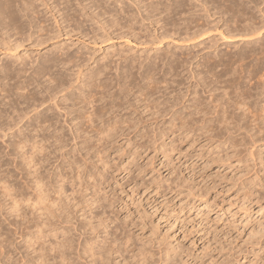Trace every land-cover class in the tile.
I'll return each instance as SVG.
<instances>
[{"label":"rangeland","instance_id":"rangeland-1","mask_svg":"<svg viewBox=\"0 0 264 264\" xmlns=\"http://www.w3.org/2000/svg\"><path fill=\"white\" fill-rule=\"evenodd\" d=\"M100 1L107 10H115L117 18H121V25L126 24L121 31L116 30V27L111 29L107 22L105 28L108 33L104 34V38H95L93 28L96 25L83 21L78 15L75 19L82 25L80 31L65 33L66 22L58 30L51 14L36 0L33 2L36 12L33 16L30 14V18H33V25L36 22L38 25L42 24L46 31H51V36H44L50 38L41 45L35 42V38L27 39L14 51H8L0 44V64H10L9 67L22 69L20 74L22 72L25 76L42 65L49 50L59 58L67 55L69 59H74L66 61L67 64L62 68L58 64V67L54 65L49 70L51 76L54 72V76L57 72L55 77L60 76V73L66 74L64 80L70 79L68 84L72 81V86L69 84L67 90L56 94V101L52 99L55 102L47 100L26 116L24 114L22 118L15 119L14 124L8 117L0 118L2 122H11L14 127L11 130H0V264H37L35 261L38 262L39 259L44 260L41 261L43 264H60L55 262L58 258L52 262L49 248L62 238L61 230L55 225L54 231L46 227L44 231L48 234L43 232V238L32 243L29 223L31 224V217H37L39 213L33 211L29 201L23 198L30 189V168L27 163L30 147L40 146L45 150L39 151L38 156L41 158L43 155L41 160H44L47 170L53 169L54 159L66 151L71 154H66L68 159L72 156L71 160L75 159L77 163L68 167L67 162H60L54 172L64 169L66 172H73L71 170L76 164L77 169H83L85 186H82L85 189L80 187L83 194H75L78 204L75 203L76 207H73L76 219L79 220L78 225L81 224L86 229L83 236L86 234L91 238L97 232L94 238L100 242L106 234L111 237L119 233V230L113 232L112 223L126 227L125 232L130 236L129 247L122 252L123 259L114 254L110 256L111 260L113 258L120 264H124L125 260L130 264H161L160 260L167 254L164 259L168 263L165 264H264V0H123V3L120 2L121 8V4H118L120 0L115 5L111 2L116 0ZM149 1H158L161 5H157L159 10L170 3L174 10L167 12L168 16L166 12L160 14L157 10L153 12L152 19L141 20L137 14L136 19L133 15L128 16L132 12L136 13L138 6L141 15L145 17L146 13L142 11ZM74 2H69L73 6L71 8L77 7ZM84 2L83 4H87L88 1ZM175 3L178 7L174 6ZM183 7L187 9L184 10ZM98 9L94 12L99 11ZM70 10L69 14L72 13ZM104 18L108 20L109 17L104 15ZM170 18L176 23L175 26H171L168 21ZM58 20H61L59 16ZM155 20L157 22L153 24ZM69 24L73 27L71 22ZM123 31L126 36L122 37L119 33L123 34ZM194 31L197 32L193 33ZM8 32L13 39L17 36L14 35V30L10 29ZM62 51L65 55H61ZM228 56L229 59H226ZM31 62L32 65H29ZM76 64L82 71L78 79L73 73L77 68ZM143 68L151 69L148 74L150 77H145L147 79L139 76ZM97 72H101L98 74L101 76L94 75ZM125 72L133 75L126 78L128 82L125 83L126 86H122L125 88L123 92L117 83L119 75L123 76ZM47 73L43 75V79L42 76L39 78V82H42L40 86L43 84L41 88L33 83L25 91L12 88L11 96H7L4 91L0 92V108L7 106H4V100L8 102L14 99L16 103L20 102L17 107L22 108L25 103L23 96L17 97L19 93L40 95V90L53 86L55 82L51 81ZM6 79L1 83L7 82ZM14 80L8 81V84H12ZM95 80L98 82L94 83ZM97 84L104 89L100 90ZM89 85H92V89ZM16 91L18 94H15ZM82 91L91 95L89 100L92 98L96 102L94 106L104 103L106 106H116L105 113L102 120L86 119V115L76 118L74 123L78 122V131L74 137L65 128L66 116L63 117V110L61 112V107L56 105L64 100L62 96L65 93L68 95L64 105L73 101L77 103L76 100L80 99L77 97L84 94ZM104 91H107L106 94ZM121 91L123 93H119ZM96 93L101 98L97 99ZM116 94L119 98H115ZM68 98L71 100H67ZM49 104L52 111L47 112L44 109ZM80 106L78 103L75 108L82 110ZM87 109L90 111L92 107ZM216 109L220 112H214ZM36 111L47 116L52 113L56 117L53 121L58 119L63 131L50 128L42 134L41 131L36 133L31 125L37 120L30 119ZM111 124L113 128L108 130ZM37 129L39 130L38 127ZM56 134L58 135L55 136ZM34 141L37 142L33 143ZM74 147L79 148L77 153ZM47 155L49 158L45 160ZM65 183L69 195L71 191L67 187L70 188V183ZM12 198H19L16 205L12 204ZM77 200L83 202L79 203ZM50 207L53 215H56V211L59 213V210L54 211L55 208ZM40 218L41 216L38 219ZM112 219L115 222H111ZM102 221H106L108 227L104 228L106 223ZM88 226L90 230L85 228ZM110 232L114 234L111 235ZM40 242L43 245L41 247ZM46 249L48 251L43 252ZM142 251L145 261L148 259L145 263L141 257ZM40 260L38 264H42Z\"/></svg>","mask_w":264,"mask_h":264},{"label":"bare ground","instance_id":"bare-ground-1","mask_svg":"<svg viewBox=\"0 0 264 264\" xmlns=\"http://www.w3.org/2000/svg\"><path fill=\"white\" fill-rule=\"evenodd\" d=\"M34 1H36V0H0V44L1 45H3L4 47H5V49L6 50H8V51H14L16 48H18L25 40L26 41H28L27 39H30V38H35L34 40H35V42L38 44V45H41V44H43L45 41H47L50 37H46V38H44V36H46V34L47 35H50L51 36V34H50V32L49 31H46V28H44L43 26H41V25H38V23H36L35 22V25H33V23H32V21H33V18L31 19L30 18V14L33 16V15H35V14H33V13H35L36 11L34 10V9H36L35 7H34ZM37 1H39V5H41V6H44L45 7V9L48 11H46L47 13H49V14H51L50 16L53 18V20H54V24L56 25V26H58V30H60V29H62V27H60L61 26V24L63 25L65 22H66V25H64V30H65V33H68V32H72V31H80V28H81V24H80V21H77V19H75L76 17H78V15L80 16V17H82L83 18V21H90L92 24H95L96 26L93 28V31H95L94 32V37L96 38V37H105V33L107 32L106 31V28H105V24L108 22V26L111 28V27H116V28H113V29H116V30H119V31H121V28L123 29V26H125V25H121L120 24V22L121 21H119V19H121V18H117V16H116V14H115V10H114V12H112L111 10H107L106 9V7H103V5L104 4H101V2L102 1H100V0H73V2L75 3V6H77L76 8H71V6H72V4H70L69 2H71L72 3V0H37ZM49 1H51V2H49ZM84 1H88L87 2V4H83V3H85ZM100 1V2H99ZM110 1V0H109ZM119 1V0H118ZM131 0H129V2H130ZM138 1V0H137ZM145 1V0H144ZM181 1V0H180ZM105 2V1H104ZM123 3V0L121 1H119L118 2V4L120 5L121 3ZM143 2V1H142ZM170 2V1H169ZM185 2V1H184ZM183 2V3H184ZM187 2H189L188 0H187ZM195 2V1H194ZM251 2V1H250ZM111 3H117V0L116 1H114V2H111ZM133 3V2H132ZM145 3H147V2H145ZM166 3V2H165ZM240 3V2H239ZM34 4V5H33ZM63 4V5H62ZM117 4V5H118ZM137 4V3H136ZM159 4V2L158 1H149L147 4H145L146 5V8H144L145 10L144 11H142V12H145L146 14H144V16L145 17H143L141 14V11L138 9V6H136L135 4V6L137 7L135 10H136V13H134L133 14V12H132V14H128L127 12V14H128V16H131V17H133V16H135V14H137L138 15V18H141V20H144V19H152L151 17H153L154 16V14H153V12L155 13V11H157L158 10V13H160V12H162V13H164V12H166V14H167V12L168 13H171L174 9L172 8L173 7V5H170V3H169V5H167L166 6V4H165V7H160V8H162V10H159V8L157 7V5ZM178 4V3H177ZM60 5H62V7L60 8L59 6ZM115 5V4H114ZM131 5V4H130ZM144 5V6H145ZM160 5V4H159ZM184 5V4H183ZM237 5V4H236ZM242 5V4H241ZM37 6V5H36ZM74 6V7H75ZM111 6V5H110ZM113 6V5H112ZM125 6H127V5H125ZM161 6V5H160ZM174 6H176V3H175V5ZM182 6V5H181ZM198 6V5H197ZM243 6V5H242ZM40 7V6H39ZM39 7H37L38 9H39ZM73 7V6H72ZM116 7V6H115ZM122 7V4H121V6H120V8ZM176 7H178V5L176 6ZM175 7V8H176ZM236 7V6H235ZM244 7V6H243ZM94 8V9H93ZM99 8V9H98ZM125 8H127V7H125ZM142 8V7H141ZM140 8V9H141ZM184 8V7H183ZM186 9H187V7H185ZM185 8H184V10H185ZM232 8V7H231ZM37 9V10H38ZM69 9H71L72 10V13L71 14H69L68 13V10ZM95 9H98L99 11H97V12H94V10ZM123 9V8H122ZM173 9V10H172ZM177 9V8H176ZM180 9V8H179ZM242 9V8H241ZM44 10V9H43ZM54 10H56V12H54ZM70 10V11H71ZM90 10V11H89ZM117 10V9H116ZM120 10V9H119ZM142 10V9H141ZM189 10V9H188ZM196 10V9H195ZM261 10V9H260ZM125 11V10H124ZM176 11V10H175ZM235 11V10H234ZM249 11V10H248ZM177 12H178V10H177ZM180 12V11H179ZM190 12V11H189ZM193 12V11H192ZM235 12H238V11H235ZM43 13V12H42ZM46 13V14H47ZM118 13V12H117ZM158 13H156V14H158ZM175 13V12H174ZM259 13H261V12H259ZM56 14H57V16H56ZM77 14V15H76ZM122 14H123V11H122ZM126 14V15H127ZM161 14V13H160ZM165 14V13H164ZM173 14V13H172ZM182 14V13H181ZM104 15H107V17H109L108 18V20H104L105 18H104ZM121 15V14H120ZM125 15V16H126ZM133 15V16H132ZM183 15V14H182ZM237 15V14H236ZM240 15V14H239ZM243 15V14H242ZM245 15V14H244ZM58 16L60 17V19L61 20H58ZM166 16V15H165ZM167 16H168V14H167ZM172 16V15H171ZM175 16V15H174ZM179 16V15H178ZM181 16V15H180ZM186 16V15H185ZM238 16V15H237ZM120 17V16H119ZM170 17V16H169ZM176 17V16H175ZM38 18V17H37ZM133 18H135L136 19V16L135 17H133ZM165 18V17H164ZM168 18V17H167ZM166 18V19H167ZM234 18H235V16H234ZM250 18V17H249ZM107 19V18H106ZM122 19H123V17H122ZM169 19V18H168ZM171 20H168L170 23H171V26H175L176 25V23L174 22V20H172V18H170ZM176 19V18H175ZM185 19V18H184ZM242 19V18H241ZM262 19V18H261ZM157 20V19H156ZM153 21L154 23L153 24H155L157 21ZM186 20V19H185ZM190 19H188V21H189ZM243 20H245V18L243 19ZM45 21V20H44ZM82 21V22H83ZM161 21V20H160ZM159 21V22H160ZM163 21H164V19H163ZM167 21V22H168ZM177 21H179V20H177ZM187 21V20H186ZM194 21V20H193ZM248 21V20H247ZM34 22V21H33ZM67 22H68V24H67ZM72 23L73 24V27L71 26V24H69V23ZM122 22H124V19H123V21ZM151 23H152V21H150ZM167 22H165V25H167ZM246 22V21H245ZM263 22V21H262ZM42 23V22H41ZM162 23V22H161ZM169 23V24H170ZM181 23V22H180ZM241 23V22H240ZM242 23H244V22H242ZM249 23V22H248ZM251 23V22H250ZM255 23V22H254ZM256 23H258V22H256ZM158 24V23H157ZM164 24V23H163ZM168 24V25H169ZM186 24V23H185ZM188 24V23H187ZM198 24V23H197ZM246 24V23H245ZM261 24V23H260ZM107 25V24H106ZM129 25V24H128ZM248 25H250V24H248ZM255 25H257V24H255ZM179 26H180V24H179ZM184 26V25H183ZM188 26V25H187ZM240 27H242V26H240ZM257 27V26H256ZM260 27V26H259ZM49 28V27H48ZM47 28V29H48ZM68 28V29H67ZM70 28V29H69ZM174 27H172V29H173ZM176 28V27H175ZM185 28V27H184ZM253 28V27H252ZM7 29V30H6ZM14 30V32H15V34H14V32H13V34L14 35H17L14 39L12 38V35L8 32L9 30ZM92 29V28H91ZM112 29V28H111ZM171 29V28H170ZM171 29V30H172ZM187 29V28H186ZM190 29V28H189ZM250 29V28H249ZM249 29H248V31H249ZM181 30V29H180ZM194 30V29H193ZM197 30V29H196ZM252 30V29H251ZM44 31V33H42ZM99 31H101L102 33H100ZM115 31V30H114ZM113 31V32H114ZM173 31V30H172ZM181 31H183V29L181 30ZM185 31V30H184ZM243 31H245V30H243ZM247 31V30H246ZM254 31V30H253ZM252 31V32H253ZM41 32V33H40ZM59 32V31H58ZM90 32V31H89ZM99 32V33H98ZM112 32V33H113ZM118 32V31H117ZM132 32V31H131ZM169 32V31H168ZM180 32V31H179ZM187 32V31H186ZM197 31H194L193 33H196ZM35 33H36V35H35ZM82 33V32H81ZM108 33V32H107ZM111 33V34H112ZM116 33V32H115ZM134 33V32H133ZM139 33V32H138ZM165 33V32H164ZM167 33V32H166ZM170 33V32H169ZM173 33H175V29H174V32ZM176 33H177V31H176ZM189 33V32H188ZM250 32H248V34H249ZM253 33H255V32H253ZM129 34V33H128ZM131 34V33H130ZM171 34V33H170ZM185 34V33H184ZM187 34V33H186ZM110 35V34H109ZM119 35H122V37L123 36H126V34H124V31H123V34L122 33H119ZM134 35V34H133ZM167 35V34H166ZM245 35V34H244ZM113 36H115V35H113ZM136 37V36H135ZM149 37H150V35H149ZM152 37V36H151ZM160 37V36H159ZM162 37V36H161ZM102 38V39H103ZM101 39V38H100ZM101 39V40H102ZM126 39V38H125ZM128 39V38H127ZM160 40L162 39V38H159ZM33 40V41H34ZM153 40V39H152ZM160 40H159V42H160ZM126 41V40H125ZM135 41V40H134ZM177 41V40H176ZM167 43V42H166ZM36 44V45H37ZM0 45V46H1ZM3 46H2V48H3ZM1 48V49H2ZM64 48V47H63ZM260 49V48H259ZM68 50V49H67ZM66 50V51H67ZM167 50V49H166ZM254 50V49H253ZM5 51V50H4ZM55 51V50H54ZM172 51V50H171ZM174 51V50H173ZM240 51V50H239ZM252 51V50H251ZM57 52V51H56ZM58 52H59V50H58ZM63 52V54H61V55H65L64 54V51H62ZM52 53H53V51L52 50H49L48 51V53H46V58H43V63H42V65L41 66H39L38 68L36 67V69H33L32 71H31V73L29 74V76H25V75H22V72H21V74H20V70L22 71V69H19V68H12V67H9V65L10 64H0V92H2V91H4L5 93H6V95L7 96H11L12 94V92H11V90H12V88H15L14 90H18V89H22V90H24V89H26L27 87H28V85H31V84H33V83H36V86H40V84L42 83V82H39V78L42 76V79H43V75L45 76V74H46V72H48V73H51V71H49L50 70V68L51 67H54V65H55V67L57 66H59L58 64H60L61 65V68L62 67H64V65H66L67 64V62L66 61H68V62H71L72 61V59L73 58H71V59H69V57L66 55V56H62V57H64V58H59V57H57V56H55V55H52ZM66 53V52H65ZM165 53V52H164ZM259 53H261V52H259ZM69 54V53H68ZM161 54V53H160ZM45 55V54H44ZM51 55V56H50ZM211 55V54H210ZM263 55V54H262ZM69 56H70V54H69ZM173 56V55H172ZM212 56V55H211ZM242 56V55H241ZM264 56V55H263ZM72 57V56H71ZM168 57H170V56H168ZM167 57V58H168ZM204 57V56H203ZM243 57V56H242ZM179 58V57H178ZM244 58V57H243ZM15 59V58H14ZM226 59H229V56H228V58H226ZM236 59V58H235ZM261 59V58H260ZM71 60V61H70ZM74 60V59H73ZM220 60V59H219ZM231 60V59H230ZM234 60V59H233ZM237 60V59H236ZM11 61V60H10ZM14 61V60H13ZM161 61H163V60H161ZM172 61H173V58H172ZM206 61V60H205ZM232 61V60H231ZM231 61H230V63H231ZM56 62V63H55ZM174 62V61H173ZM219 62V61H218ZM221 62V61H220ZM3 63V62H2ZM79 63V62H78ZM134 63V62H133ZM69 64V63H68ZM73 64V63H72ZM71 64V65H72ZM80 64H82V63H80ZM117 64L118 63H116V67H117ZM131 64V63H130ZM169 64V63H168ZM224 64V63H223ZM226 64H227V62H226ZM226 64H224V66L226 67ZM235 64V63H234ZM233 64V65H234ZM258 64V63H257ZM13 65V64H12ZM29 65H32V62L29 64ZM77 65V64H76ZM139 66L141 65L140 64V62H139V64H138ZM149 65V64H148ZM151 65V64H150ZM149 65V66H150ZM219 65V64H218ZM260 65V64H259ZM26 66V65H25ZM70 66V65H69ZM68 66V67H69ZM73 66H75V65H73ZM72 66V67H73ZM126 66V65H125ZM130 66V65H129ZM128 66V67H129ZM139 66H137V67H139ZM210 66H212V65H210ZM214 66V65H213ZM231 66H232V64H231ZM30 67V66H29ZM32 67V66H31ZM67 67V66H66ZM67 67V68H68ZM81 67V66H80ZM106 67V66H105ZM118 67H119V65H118ZM117 67V68H118ZM123 67V66H122ZM208 67V66H207ZM230 67V66H229ZM260 67H261V65H260ZM10 68H12V69H10ZM66 68V69H67ZM95 68V67H94ZM121 68V67H120ZM140 68V67H139ZM169 68V67H168ZM233 68H235V67H233ZM232 68V69H233ZM68 69H70V67L68 68ZM72 69V68H71ZM74 69V68H73ZM102 69V68H101ZM144 69V68H143ZM155 69V68H154ZM153 69V70H154ZM173 69V68H172ZM171 69V70H172ZM231 69V68H230ZM242 69V68H241ZM121 70V69H120ZM127 70H128V68H127ZM132 70V69H131ZM130 70V71H131ZM140 70V69H139ZM150 68H145L143 71H142V73L141 72H139V76L140 77H142V78H145L146 76L147 77H150V75H148V74H150ZM228 70V69H227ZM24 71V70H23ZM58 71V70H57ZM61 71V70H60ZM123 71H126L125 69L123 70ZM138 71V70H137ZM158 71H159V69H158ZM174 71V70H173ZM207 71H209V70H207ZM212 71V70H211ZM231 71V70H230ZM233 71H234V69H233ZM25 72H26V70H25ZM82 71L80 70V68H79V65H77V68H76V70H74V72L73 73H75L76 74V79H78L79 78V76H81V73ZM87 72V71H86ZM89 72V71H88ZM93 72V71H92ZM92 72H91V74H92ZM133 72V71H132ZM169 72V71H168ZM217 72V71H216ZM220 72H222V71H220ZM228 72V71H227ZM234 72H236V71H234ZM47 73V75H50V79H51V81L53 80V82H55V83H53V86H51V87H43L42 89H43V91L42 90H40V92H39V94L40 95H38V93H37V95H35L34 93H26V94H24V93H17V91H16V93L15 94H18L17 95V97H22L23 96V98H24V107H22V108H19V103L20 102H18V103H16L14 100L13 101H11V100H9L8 102H6V100H4L5 98H4V96H3V100L5 101V103H3L4 104V106H6V107H4V108H0V118H4V117H8L10 120H12L11 122L14 124L15 122H13V121H15V119H20V118H22L21 116H23L24 114H25V116H26V114H28V113H30L31 112V110L33 111V110H35V109H37L38 108V106H41V105H43V104H45V102H47V100H52V99H54V98H56V94L57 93H61V92H63V91H65V90H67V88H68V86H70L71 84V82L68 84L67 82L70 80H64L65 79V75H63V74H61L60 73V76H58V77H55L56 75H57V72H56V75L54 76V74H55V72H54V74H53V76H51L52 75V73L51 74H48ZM101 73V72H100ZM99 72H97L96 74H94V75H98V74H100ZM115 73V72H114ZM121 73V72H120ZM153 73V72H152ZM151 73V74H152ZM212 74H213V72H211ZM224 73V72H223ZM253 73V72H252ZM18 74H20V75H18ZM84 74V73H83ZM91 74H90V76H91ZM122 74V73H121ZM153 74H155V73H153ZM152 74V75H153ZM167 74V73H166ZM33 75H35L34 77H33ZM71 75V74H70ZM86 75V74H85ZM117 75V74H116ZM133 75V74H132ZM132 75H130V72H125V75H123V76H120L119 75V78H118V83H117V86H118V88L119 89H121L122 88V86H126L125 85V83H127L126 82V78L129 76H132ZM157 75V74H156ZM218 75V74H217ZM222 75V74H221ZM231 75V74H230ZM30 76H32V77H30ZM74 76V75H73ZM90 76H89V78H90ZM93 76V75H92ZM98 76H101V75H98ZM97 76V77H98ZM138 76V77H139ZM164 76V75H163ZM229 76V75H228ZM23 77V78H22ZM30 77V78H29ZM117 77V76H116ZM134 77V76H133ZM151 77H153V76H151ZM221 77V76H220ZM8 79V81L10 82V80H14V78H15V80L13 81V83L12 84H8V81L7 82H3V83H1L2 81H3V79L5 80V79ZM29 78V79H28ZM32 78V79H31ZM45 78V77H44ZM92 78V77H91ZM94 78V77H93ZM96 78V77H95ZM94 78V79H95ZM135 78V77H134ZM6 79V80H7ZM10 79V80H9ZM17 79V80H16ZM49 79V80H50ZM81 79V78H80ZM97 79V78H96ZM117 79V78H116ZM131 80H132V77L130 78ZM137 79V78H136ZM145 79H147V78H145ZM144 79V80H145ZM231 79V78H230ZM84 80V79H83ZM88 80V79H87ZM92 80V79H91ZM114 80V79H113ZM128 80H129V78H128ZM151 81H152V78L150 79ZM149 80V81H150ZM100 81V80H99ZM130 81V80H129ZM134 81V80H133ZM150 81V82H151ZM155 81V80H154ZM235 81V80H234ZM47 82V81H46ZM83 82V81H82ZM81 82V83H82ZM85 82V81H84ZM83 82V83H84ZM92 82V81H91ZM96 82H98V81H94V83H96ZM135 82H136V80H135ZM157 82V81H156ZM156 82H154V83H156ZM231 82V81H230ZM87 83V82H86ZM93 83V84H94ZM105 83H106V81H105ZM110 83V82H109ZM108 83V84H109ZM114 83V82H113ZM136 83H138V82H136ZM135 83V84H136ZM153 82H151V84H152ZM8 84V87H6V85ZM104 84V83H103ZM129 84V83H128ZM131 84V83H130ZM133 84V83H132ZM43 85V84H42ZM41 85V86H42ZM80 85V84H79ZM105 85H107V84H105ZM104 85V87H107V86H105ZM110 85V84H109ZM112 85V84H111ZM116 85V84H115ZM139 85V84H138ZM147 85V84H146ZM152 85H154V84H152ZM32 86V85H31ZM34 86V85H33ZM41 86H40V88H41ZM72 86V85H71ZM90 87L92 86V85H89ZM96 86H98V84L96 85ZM103 86V85H102ZM140 86V85H139ZM93 87H95L94 85H93ZM99 88H100V85L98 86ZM138 87V86H137ZM140 87H142V85L140 86ZM145 87V86H144ZM150 87V86H149ZM154 87V86H153ZM77 88V87H76ZM84 88V87H83ZM82 88V89H83ZM102 88V87H101ZM100 88V90H102V89H104V88H102L101 89ZM117 88V87H116ZM130 88V87H129ZM128 88V89H129ZM136 88V87H135ZM37 89V88H36ZM74 89V88H73ZM87 89H90L89 87H87ZM87 89L85 90V89H83L84 91H87ZM91 89H92V87H91ZM95 89V88H94ZM107 89H109V88H107ZM123 89V92H124V89L125 88H122ZM121 89V90H122ZM133 89V88H132ZM139 89H141V88H139ZM147 89V88H146ZM98 90V89H97ZM96 90V91H97ZM105 90H106V88H105ZM131 89H129V91H130ZM138 90V89H137ZM148 90H150V88L148 89ZM25 91V90H24ZM109 91H111V90H109ZM113 91V90H112ZM111 91V92H112ZM145 91V90H144ZM147 91V90H146ZM4 92H2V93H4ZM19 92V91H18ZM20 92H21V90H20ZM31 92V91H30ZM83 92V91H82ZM89 92V91H88ZM97 92H99V91H97ZM105 92V93H104ZM103 93L104 94H106V92L107 91H104ZM110 92V94L112 95V93ZM122 91L121 92H119V93H123ZM127 92V91H126ZM139 92H142L141 90L139 91ZM150 92V91H149ZM1 93V94H2ZM68 93V92H67ZM73 93V92H72ZM72 93H70L71 95H72ZM84 93V92H83ZM87 93V92H86ZM90 93V92H89ZM114 93V92H113ZM117 93V92H116ZM152 93V92H151ZM91 94H92V92H91ZM94 94V93H93ZM96 94H98V96H96L97 97V99L98 98H101V96L99 97V93H96ZM95 94V95H96ZM100 94H102L101 92H100ZM115 94V93H114ZM113 94V95H114ZM118 94V93H117ZM116 94V96H115V98L118 96ZM144 94L146 95V93L144 92ZM143 94V95H144ZM148 94V93H147ZM150 94V93H149ZM5 95V94H4ZM5 95V96H6ZM66 95H68V94H64L63 96H62V99L64 98V100L62 101V102H60L62 105H64V102L66 101ZM103 95V94H102ZM108 95V94H107ZM121 95V94H120ZM119 95V96H120ZM16 96V95H15ZM15 96H14V98H15ZM81 96L82 97H77V99L78 98H80L79 100H76V101H78L77 103H74L75 101H73L72 103H70V104H66V105H64V106H61L60 105V103L59 104H57L56 106L58 107V105L61 107H58V108H60L61 109V112H62V110H63V117L64 116H66V119H64V125L66 124V126H65V128L68 130V132H70V134L71 135H73L74 137H75V132H77L78 131V127H77V124H78V122L77 123H74V121L76 120V118H83V116L82 115H86V119L88 118V119H92V118H94L95 120H97L96 118H101V120H102V117H103V115L105 114V113H108V112H110V110H112L113 109V107L114 106H116V105H110V106H106L105 104L106 103H104V105L103 104H99V105H96V106H94L95 105V101H93L92 100V98L89 100V96H91V95H86L85 93L84 94H81ZM106 96V95H105ZM110 96V95H109ZM127 96V95H126ZM92 97H93V95H92ZM95 97V98H96ZM108 97V96H107ZM114 97V96H113ZM143 97H145V96H143ZM13 98V97H12ZM11 98V99H12ZM22 98V99H23ZM57 98H60V97H57ZM94 98V100H96ZM103 98V97H102ZM109 98V97H108ZM115 98H113V99H115ZM117 98H119V97H117ZM61 99V98H60ZM60 99H59V101H60ZM61 99V100H62ZM71 100V98H68L67 100ZM73 99V98H72ZM144 99V98H143ZM55 100V99H54ZM58 100V99H57ZM92 100V101H91ZM103 100V99H102ZM105 100V99H104ZM53 101V100H52ZM56 101V100H55ZM55 101H53V102H55ZM97 101V100H96ZM98 101H100V100H98ZM106 101V100H105ZM109 101V100H108ZM110 101H112L111 99H110ZM116 101V100H115ZM121 101V100H120ZM51 102V101H50ZM52 102V103H53ZM58 102V101H57ZM71 102V101H70ZM94 102V104H91V103H93ZM107 102V101H106ZM51 103V104H52ZM67 103V102H66ZM78 103L79 104H81V106H80V109H82V110H78L79 108H75V106L76 105H78ZM112 103V102H111ZM1 104V103H0ZM91 104V105H90ZM121 104H122V102H121ZM17 105H19L18 107H17ZM89 105V106H88ZM109 105V104H108ZM118 105V104H117ZM54 106V105H53ZM86 106H88L89 107V109H90V107H92V110H90V111H88V107H86ZM119 106V105H118ZM1 107H2V105H1ZM37 107V108H36ZM218 107V106H217ZM217 107H215V108H217ZM220 107V106H219ZM57 108V109H58ZM117 109H118V107H116ZM116 108H114L115 110H116ZM30 109V110H29ZM53 109H55V107L53 108ZM109 109V110H108ZM45 111L47 110V112L49 111V110H51V106H50V104H49V106H47V108L46 109H44ZM108 110V111H107ZM216 110H219V109H216ZM214 111V112H220V110L219 111ZM30 111V112H29ZM52 111V110H51ZM50 111V112H51ZM54 111V110H53ZM56 111H58V110H56ZM114 111V110H113ZM113 111H111V112H113ZM44 112V111H43ZM75 112V114H73ZM76 112H78L77 114H76ZM46 113V112H45ZM224 113V112H223ZM34 114V113H33ZM56 115H57V118H58V114L57 113H55ZM73 114V115H72ZM30 115V114H29ZM53 114L51 113V115L49 114L48 116L47 115H44V114H42L41 112H38V111H36L35 112V114L31 117L30 116V119H34V120H37L35 123H38V124H35V123H33L32 125H31V127H32V129H35L36 130V133L39 131H41V134L43 133V131L45 132V131H47L48 129H50V128H54V129H63V126H61V125H59V123H58V119H55L56 121H53L54 120V117L55 116H52ZM220 115V117H221V113L219 114ZM224 115V114H223ZM61 116H62V114H61ZM56 118V117H55ZM33 120V121H34ZM69 120V123H67V121ZM99 120V119H98ZM19 121V120H18ZM88 121V120H87ZM91 121V120H90ZM89 121V122H90ZM93 122H94V120H92ZM10 122V123H11ZM103 122V121H102ZM109 122V121H108ZM9 123V121L8 122H2V120L0 121V130L2 131V130H4V129H10L11 130V128H14V127H12L11 126V124ZM57 123H58V125H57ZM106 123V122H105ZM115 123V122H114ZM12 124V125H13ZM90 124V123H89ZM89 124H88V126H89ZM110 124V123H109ZM57 125V126H56ZM92 125V124H91ZM91 125H90V127H91ZM15 126V125H14ZM93 126V125H92ZM96 126V125H95ZM106 126H109V125H106ZM112 126V127H111ZM37 127L39 128V130L37 129ZM89 127V128H90ZM94 127V126H93ZM226 127V126H225ZM30 128V127H29ZM84 128H86V126L84 127ZM98 128V127H97ZM109 129L108 130H110V129H112L113 128V125L111 124L109 127H108ZM20 129V128H19ZM28 129V128H27ZM80 129V128H79ZM229 130V129H228ZM0 131V132H1ZM6 131V130H5ZM5 131H3V132H5ZM61 131H63V130H61ZM98 131V130H97ZM99 131H101V130H99ZM50 132V131H49ZM22 133V132H21ZM54 134V133H53ZM39 135V134H38ZM58 134H56L55 136H57ZM41 136H43V135H41ZM50 136V135H49ZM51 136H53V135H51ZM36 138V137H35ZM42 138H44V137H42ZM57 138V137H56ZM56 138H54L55 140H58V139H56ZM61 139V138H60ZM42 140H44V139H42ZM62 140V139H61ZM59 141V140H58ZM35 142H37V141H34L33 143H35ZM61 142V141H60ZM63 142H64V140H63ZM62 142V143H63ZM59 144V143H58ZM42 145V144H41ZM63 145V144H62ZM42 146H44V145H42ZM47 148V147H46ZM43 151L44 152V150H45V148L44 147H30V153H29V159H28V165H29V168H30V185H29V187H30V189H29V192H28V194L25 196V197H23L24 198V200H26V201H29V205H30V207L32 206V208H33V211H37L38 213H39V215H37V217H35L34 215L31 217L32 219H31V224L29 223V225H30V228H31V230L29 231L30 233H31V240H33V242L32 243H35L36 241H37V239L39 240V238L40 237H42L43 238V236H41V234L43 233V232H46V231H44V228H45V230H46V227H48L50 230H53L54 231V225L56 226V228L57 227H59V229L61 230V232L60 231H58V232H60L61 234H62V238H60V240H59V238L57 239V238H55V240L57 239V240H59L58 242L57 241H55L56 243L54 244V243H52L53 245H51L50 246V248H49V250H50V252H51V256H50V258H52L53 260H52V262H54V260L55 259H57L58 258V261H56L55 260V262H60V264H95V263H99V264H120V262L118 261V262H116V261H114L113 260V258H112V260L110 259V256H112V255H114V254H117V255H120L121 257H122V259H123V255H122V252L123 251H127V248L129 247L128 245H129V242H130V236H128V233H126L125 231V229H126V227L124 226V225H122V226H118L117 224H113L112 223V225H113V229H114V233L117 231V230H119V233L118 234H115L114 236H109V237H107V235H109V234H106V236H104L103 237V239H101L100 240V242H98V241H96V239L94 238L95 237V235H97L96 233L97 232H95V234L93 235V237H88V235L87 236H83V234L84 233H86L85 232V230L86 229H84V226L83 225H78V221H77V217L75 216V214H76V212H75V210H74V208L76 207L75 205V203H77L75 200H76V197H75V194H77L78 192L80 193L81 192V194H83L82 193V191H80V190H82V189H85V188H83L85 185L83 184V182H84V177H83V169H80V167H79V169H77L78 168V166H77V164H76V166H75V168L74 169H76L77 171L75 172L74 171V169L73 170H71V171H73V172H70V171H68V172H66L67 170L66 169H64V168H62V169H64V170H59L58 172H54V169L55 168H58L59 167V165H60V162H67V164H68V167H70V165H73V163H77V162H75V159H72V160H74V162L71 160V158H73L72 156L70 157V159H68L69 157H67L66 156V154H70V151H69V153H67V151H66V153L64 152H62V154L61 155H59L58 157H56L55 159H54V161H53V166H54V168L53 169H48L47 170V168H45V166H47V165H45V164H43V162H44V160H43V162H42V158H43V152H42V157L41 158H39V156H38V154H39V151ZM67 150V149H66ZM76 150V153H77V150L79 151V148H76V147H74V151ZM40 155V156H41ZM45 155H46V153H45ZM71 155V154H70ZM73 156H75L74 154H73ZM46 158H49L48 157V155H47V157H45V160H46ZM48 160V159H47ZM39 161H41V163L39 162ZM46 162V161H45ZM47 163H48V161H47ZM52 162H49V164H51ZM63 164H65V163H63ZM50 166V165H49ZM66 166V165H65ZM43 168V169H42ZM50 168V167H49ZM51 168H52V165H51ZM73 168V167H72ZM69 169V168H68ZM71 169V168H70ZM66 170V171H65ZM70 172V173H69ZM82 173V174H81ZM65 182H67V184L68 183H70V188L69 187H67L70 191H71V194L69 193V195L67 194V190H66V186L64 185V184H66ZM72 185V186H71ZM82 185H84V186H82ZM74 186V187H73ZM76 187V188H75ZM80 187L82 188V189H80ZM84 192V191H83ZM80 194V195H81ZM72 195V197H70ZM82 196V195H81ZM81 196H80V199H81ZM85 196V195H84ZM71 199H70V198ZM17 199H19V198H17ZM17 199H11V201H12V204H14V205H16L17 203ZM79 200V199H78ZM77 200V201H78ZM93 200V199H92ZM91 200V201H92ZM80 201V200H79ZM78 201V202H79ZM95 201V200H94ZM81 202H83V201H81ZM81 202H79V203H81ZM16 203V204H15ZM91 203V202H90ZM78 204V203H77ZM93 204H94V202H93ZM110 204V203H109ZM82 205V204H81ZM85 205V204H84ZM90 205V204H89ZM103 205V204H102ZM111 205V204H110ZM53 207V208H55L54 209V211H56V210H59V213H57L58 211H56V215H53V209L51 208V207ZM78 206H80V205H78ZM88 206V205H87ZM49 207L51 208V210L49 209ZM74 207V208H73ZM83 209V208H82ZM73 211V212H72ZM34 212V213H35ZM33 213V214H34ZM50 213V214H49ZM81 213V212H80ZM85 213V212H84ZM52 217H51V216ZM106 215H108V214H106ZM41 216V218L40 219H38L39 217ZM50 216V217H49ZM81 216H83V215H81ZM42 217H43V219H42ZM52 218H54V220H52ZM85 218V217H84ZM109 218V217H108ZM116 218V217H115ZM81 219V218H80ZM83 219V218H82ZM106 219V218H105ZM107 220H109V219H107ZM90 222V221H89ZM103 223H106L105 224V226H104V228L105 227H108V223L105 221H102ZM111 222H115V220H111ZM80 223V222H79ZM91 223V222H90ZM102 224V223H101ZM86 226V225H85ZM90 226H91V224H90ZM90 226H88V227H85V228H89ZM94 225H92V228L94 229V227H93ZM97 227V226H96ZM112 227V226H111ZM125 227V228H124ZM29 228V229H30ZM91 228V229H92ZM102 228V227H101ZM48 230V229H47ZM88 230V229H87ZM89 230H90V228H89ZM95 230V229H94ZM105 230V229H104ZM55 232H56V230H55ZM57 232V234H59ZM91 232V231H90ZM112 232V233H113ZM29 233V234H30ZM47 233V232H46ZM111 233V232H110ZM112 233H111V235H112ZM113 233V234H114ZM28 234V235H29ZM48 234V233H47ZM44 235V234H43ZM52 235V234H51ZM55 235V234H54ZM58 236V235H57ZM103 236V235H102ZM101 236V237H102ZM55 237V236H54ZM53 237V238H54ZM97 237V236H96ZM132 238V237H131ZM41 239V238H40ZM47 240V239H46ZM52 241H54V240H52ZM51 241V242H52ZM44 242V241H43ZM48 242H49V240H48ZM50 242V243H51ZM38 243V242H37ZM130 244H132V242L130 243ZM47 245H49V244H47ZM31 246L33 247V245L31 244ZM41 246H43V245H41V242H40V247ZM131 246V245H130ZM37 247H38V245H37ZM48 247V246H47ZM35 248V247H34ZM39 248V247H38ZM43 248V247H42ZM46 248V247H45ZM44 248V249H45ZM48 249V248H47ZM43 250V252L44 251H48V250ZM129 249H131V247L129 248ZM35 250H37V249H35ZM39 250H41L42 251V249H39ZM34 251V250H33ZM38 251V250H37ZM37 251H36V253H37ZM43 252H42V254H43ZM143 252V251H142ZM39 253H41V252H39ZM129 253V252H128ZM127 252H126V254H128ZM41 254V255H42ZM48 254V253H47ZM46 254V255H47ZM140 254H141V251H140ZM143 255H144V252H143ZM143 255H141V257H142V260H144L143 261V263H145L146 261H145V259H146V257H145V255L143 256ZM166 255L167 254H165V256L163 255V258L160 260V262H161V264H165L166 262L168 263V261H167V259H164L165 257H166ZM45 256V255H44ZM134 256H135V254H134ZM147 256V255H146ZM37 257V256H36ZM35 257V258H36ZM46 257V256H45ZM126 257V256H125ZM138 257V256H137ZM38 258V257H37ZM41 258V257H40ZM87 258H88V260H87ZM135 258V257H134ZM172 258V257H171ZM33 259V258H32ZM39 259V258H38ZM45 259V258H44ZM48 259V258H47ZM139 259V258H138ZM40 260V259H39ZM39 260H38V262L37 261H35L37 264L39 263ZM51 260V259H50ZM49 260V261H50ZM170 260V259H169ZM172 260V259H171ZM34 261V260H33ZM44 262V260H40V262ZM47 261V260H46ZM113 261L114 262H116V263H113ZM129 261V260H128ZM131 261H132V259H131ZM134 261V260H133ZM136 261V260H135ZM137 261H139V260H137ZM141 261V260H140ZM41 262V263H42ZM124 262V264H125V262H127V260H125V261H123ZM150 262V261H149ZM170 262V261H169ZM174 262V261H173ZM50 263H51V261H50ZM121 263H122V261H121ZM137 263V262H136ZM153 263V262H152ZM43 264V263H42ZM45 264V263H44ZM56 264V263H55ZM127 264H130V262L128 263L127 262ZM132 264H134V263H132ZM138 264H139V262H138ZM145 264H148V262H146ZM150 264V263H149ZM154 264H155V262H154Z\"/></svg>","mask_w":264,"mask_h":264}]
</instances>
